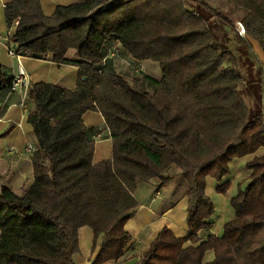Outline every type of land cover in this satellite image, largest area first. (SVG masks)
<instances>
[{
    "label": "trees",
    "instance_id": "obj_1",
    "mask_svg": "<svg viewBox=\"0 0 264 264\" xmlns=\"http://www.w3.org/2000/svg\"><path fill=\"white\" fill-rule=\"evenodd\" d=\"M225 2L229 9L210 0H83L50 15L40 0L6 3L7 25L18 21L14 44L26 56L76 64L79 76L73 89L31 84L33 181L22 195L0 188V264H77L82 226L92 229L93 248L99 243L91 264L117 261L132 239L125 223L139 206L137 182L157 181L158 191L175 178L187 186L190 232L163 226L136 264H264L263 67L248 41L264 51V0ZM114 44L130 66L157 64L160 79H129L116 59L103 61ZM70 49L77 60L66 57ZM13 78L0 64V101ZM244 92L258 95L253 107ZM89 110L101 113L111 138V156L99 162L83 121ZM247 156L248 182L229 201L233 218L219 236H201L215 212L207 178L226 193L230 162Z\"/></svg>",
    "mask_w": 264,
    "mask_h": 264
},
{
    "label": "crops",
    "instance_id": "obj_2",
    "mask_svg": "<svg viewBox=\"0 0 264 264\" xmlns=\"http://www.w3.org/2000/svg\"><path fill=\"white\" fill-rule=\"evenodd\" d=\"M9 0H0V36L4 35L9 26L5 17V5ZM83 0H40L43 12L47 15L53 13L58 5H67L78 3ZM253 52L257 60L263 67V105H264V51L259 43L248 37ZM66 57L70 60H77L78 56L73 49L67 52ZM125 57V63H129V57ZM119 60V59H118ZM115 62L116 68L120 60ZM23 66L30 76L31 82H49L57 84L61 87L73 89L78 81L79 67L73 63L57 64L52 60V56L48 54L45 57H34L31 55L24 56L22 59ZM145 64L157 67L151 61H145ZM0 64L7 68L10 74L17 73L16 59L11 56L5 46L4 41L0 38ZM153 64V65H152ZM128 72L126 69L123 72ZM156 79H160V75L147 73ZM21 94L14 92L7 94L0 101V106L4 108L0 117V188L5 186L10 188L16 194L22 195L33 181V165L30 155L24 153V147L28 142L36 144V137L27 122V116L23 113V109L19 105ZM83 121L92 135L101 130L102 137L94 141L93 162H99L108 159L111 156V138L104 118L99 111L89 110L83 114ZM20 126H19V125ZM9 147H13L12 151H8ZM243 162L246 157L241 158ZM248 180V171L243 172ZM173 181V180H171ZM169 181V182H171ZM248 182V181H247ZM247 184V183H246ZM158 182L138 181L135 190V197L139 202V206L135 214L125 223V229L131 234V242L127 245L124 255L117 261H107L103 264H136L141 253L149 246L152 240L163 226L169 227L177 236H186L190 229L186 224V197L184 203L179 204V200L173 199L164 202L163 187L158 190V197H154L157 191ZM208 185V178H207ZM207 189V187H206ZM183 199V198H182ZM179 204V205H178ZM233 218V217H232ZM231 219V218H230ZM213 221V220H212ZM228 221L223 220L221 226ZM222 232L218 228H213V224L208 230H201V236L208 233L219 236ZM79 251L75 255L77 264H91V260L99 249V243L93 248V231L88 226H82L78 231ZM213 257L211 251L207 252L206 259Z\"/></svg>",
    "mask_w": 264,
    "mask_h": 264
},
{
    "label": "rangeland",
    "instance_id": "obj_3",
    "mask_svg": "<svg viewBox=\"0 0 264 264\" xmlns=\"http://www.w3.org/2000/svg\"><path fill=\"white\" fill-rule=\"evenodd\" d=\"M210 2H212L213 4H215L218 7H221L224 10L229 9V4L226 3L225 0H210ZM239 15H240V13L236 10H234L232 12L233 17H238ZM118 59H116V61L118 60V62H119L120 60H122L123 62H120V65H118L119 67H118L117 71L119 73H122L123 75L128 76L129 79L134 77L136 75V73H134L131 70L130 63L127 64L124 62V60L126 58L122 57V59H120V58H118ZM156 66L157 67H152L151 65L144 63V71L143 72L144 73H151L152 75L153 74L160 75L161 74L160 68L157 64H156ZM126 69L128 70V72L127 71L123 72ZM242 74L244 75L245 78L247 77V73H245L244 68H242ZM253 80H254V76H252L250 78V82L252 84H254V87H255L256 82H254ZM250 82H249V84L252 85ZM243 95H244V98H245V101H246V104L248 105V107H253L255 101L256 100L258 101V95L257 94H251L250 93L249 95H247L244 92ZM262 153H264V149L259 150L256 154L260 155ZM251 157L252 156H247L244 161L249 160ZM229 165H230L229 166L230 167L229 173L227 175H225L222 179V182H224V181L228 182V189H227L226 193H220L216 190V187L221 182H217L214 178L208 177V185H207L206 192H207L208 196L210 197V199L212 200V202L214 204V208H215V212L212 216L213 228H216V229L218 228V230L219 229L221 230V227H222L221 223L223 222V220H229L230 218H232L234 216L233 209H232L230 202H229L230 198L232 196H234L238 192L239 189H243L245 187L247 181H248L246 179V177L243 175V172H245L247 170L245 167V163L243 162V159L235 158L230 162ZM175 171H177V169ZM186 189H187V186H186V183L183 179L175 178L173 181L167 182V184L163 187V194H164L163 196H165V197H163L164 202L166 200V201H170L172 203V201L174 199V201L179 200L178 201L179 204L184 203Z\"/></svg>",
    "mask_w": 264,
    "mask_h": 264
},
{
    "label": "built area",
    "instance_id": "obj_4",
    "mask_svg": "<svg viewBox=\"0 0 264 264\" xmlns=\"http://www.w3.org/2000/svg\"><path fill=\"white\" fill-rule=\"evenodd\" d=\"M17 24H18V21L17 20L14 21L13 26L9 27L7 32L4 35H1L0 38L4 41L8 53L11 56H13L17 61V69L18 70H17V73L14 75L12 85H11V88H10V91L8 94H11L14 92H18L21 94V101H20L19 105L23 109V113L25 114V116H28V113H29L28 92H29V89L31 87L32 82H31L30 76L27 73V71L25 70V68L23 66V62H22V59L24 58V56H26L25 54L27 53V51L18 48L14 44V42L11 38L12 30ZM236 30H237L239 35H241V36L246 35L245 27L241 22L236 23ZM107 58H113V59L120 58V52H119V48H118L117 44H114L107 49V52L103 58V61ZM131 70L135 73H142L144 71V63L138 62L136 64H132ZM107 130H108V128H107ZM101 132H102L101 130H98L97 132H95L92 135V138L94 139V141L98 140L102 137ZM35 149H36L35 143L28 142L24 147V153L26 155H31V153H33L35 151ZM7 150L12 151L13 147H9ZM154 197H158V191H156L154 193Z\"/></svg>",
    "mask_w": 264,
    "mask_h": 264
},
{
    "label": "water",
    "instance_id": "obj_5",
    "mask_svg": "<svg viewBox=\"0 0 264 264\" xmlns=\"http://www.w3.org/2000/svg\"><path fill=\"white\" fill-rule=\"evenodd\" d=\"M32 56L38 57V58H41L42 57V55L41 54H38V53H32Z\"/></svg>",
    "mask_w": 264,
    "mask_h": 264
}]
</instances>
